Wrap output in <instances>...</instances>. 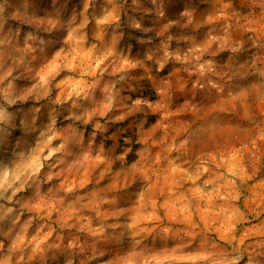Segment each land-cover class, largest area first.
Wrapping results in <instances>:
<instances>
[{
    "label": "clouds",
    "instance_id": "1",
    "mask_svg": "<svg viewBox=\"0 0 264 264\" xmlns=\"http://www.w3.org/2000/svg\"><path fill=\"white\" fill-rule=\"evenodd\" d=\"M176 2L181 5L178 11L168 12L166 4ZM206 3L209 0H0V264H80L81 257L83 264H113L110 249L119 250L121 264H264V238L253 239L264 237V222L247 227L251 221L233 203L244 195L250 178L243 166L231 165V178L223 177L232 191L217 213V226L202 228L192 218L202 216L208 206L206 198H196L199 192L209 186L215 191L203 167L210 157L201 159L192 174L177 158H166V165L154 163L148 145L134 152L130 146L118 151V142L102 149L98 142L111 125L123 123L130 114L136 129L142 130L154 108L166 111L171 82L165 74L178 69L195 77L197 97L187 92L179 97L188 111L198 113L220 95L249 105L218 124L231 120L255 126L258 132L250 141L255 159V145L264 140V114L257 111L258 105L264 106V40L257 27L264 19V0H229L210 8L203 7ZM164 21L175 30L160 37L149 34ZM197 26L203 30H191ZM97 33L102 35L94 39ZM130 40L141 45L138 58H132ZM119 41L124 43L117 47ZM139 70L159 77V99L142 94L133 98L142 89L141 82L133 80ZM206 131V125L191 128L184 143ZM123 139L126 146L132 144L133 137ZM130 155L139 159L132 162ZM109 162L135 174L136 183L75 203L85 210L104 205L115 209L112 223L93 225L76 214L84 235L66 243L61 236L49 243L55 228L47 224H37L29 237L32 218L16 230L25 212H59L60 193L70 195L79 187L78 182L70 187L61 181L65 172L89 165L101 172L100 165ZM180 171L192 183L166 192L162 199L179 197L171 207L180 217L178 224L186 227L163 225L153 236L143 222L160 219L158 209L134 215L126 209L155 194L154 180L167 183ZM110 175L106 173L105 180ZM160 207L165 216L171 215L167 203ZM255 216L259 220L261 212ZM58 222L61 228L69 226L63 216ZM101 241L107 247L98 251Z\"/></svg>",
    "mask_w": 264,
    "mask_h": 264
},
{
    "label": "rangeland",
    "instance_id": "2",
    "mask_svg": "<svg viewBox=\"0 0 264 264\" xmlns=\"http://www.w3.org/2000/svg\"><path fill=\"white\" fill-rule=\"evenodd\" d=\"M229 0H209V3L203 5V7L210 8L213 4L217 7L220 4H226ZM168 12H176L181 7L179 2H176L174 6L166 4ZM219 23H223L220 21ZM260 31V39L264 40V19H260L257 25ZM175 28L169 25L167 21L158 23L153 32L157 37L164 36L170 31H174ZM193 31H202L201 26H197ZM102 33H97L94 39H98ZM140 35V33H137ZM234 36H239L240 33L234 32ZM134 47L132 49V58L136 57L137 49L141 48V45L137 44L135 40L128 41ZM124 41H119V44ZM221 55H227L221 53ZM113 71V66H108V73ZM171 82L170 99L166 106L167 110L162 112L159 109L154 108L149 115V123L142 129L137 130L133 121L134 115H128L127 119L119 125H111L109 132L102 138H100V146L102 149L111 147L116 142L120 147L118 151H123L125 147H132L135 152L136 149H140L145 145H148L151 150V157L156 164L166 165L167 160L177 158L181 164V168L189 173L194 174L197 167L201 164V159L211 158L210 163H206L203 167L208 171L205 173V178L212 179L215 184V191L209 189L203 192H199L196 196L197 199L204 197L207 199V208L203 209L204 214L199 217L192 218L195 222L200 223L204 228L208 224L217 226V213L221 208L225 206V196L231 194L232 189L228 185V181L223 177L229 176L228 169L231 165L235 164L243 166L247 170V174L250 177L247 181V188L244 190V195L241 199L235 203L241 211L245 214L247 219L251 221V224L246 225L251 227L259 222H264V188L260 187L261 182H264V140L258 141L255 148L259 151L256 152L255 159L252 157V152L255 150L251 146L250 141L257 135L258 129L253 127H247L242 124H233L231 120L225 121L222 124H218V121L223 117H231L236 111L247 109L249 105L246 102H241L228 98L225 95L218 96L213 102L203 105L202 110L198 113H192L186 109L183 101L179 99L184 92L195 99L198 95L195 90V77H189L187 73L177 70L166 72L165 74ZM134 81H140L142 89L140 93L133 94V98L136 95H144L152 98L153 100L159 99L158 85L159 77L151 70H139L133 76ZM182 89L184 90L182 92ZM130 103V102H129ZM126 111V109H124ZM257 111L264 114V106H257ZM167 117V119H165ZM198 125H206V133L194 140L190 144H185L184 140L188 131ZM117 127L121 129H127L123 134L117 131ZM123 136L133 137L131 145L126 146L124 144ZM140 142L137 143L136 140ZM139 159V156L130 155L129 160L135 162ZM102 169L98 172L94 166H85L84 168H74L71 172H65L61 176V181H66L68 186L72 187L77 182L79 187H75L74 191L70 195H65L63 192L60 195L63 197L61 203L57 204L56 209L47 210L40 209L37 211L25 212L21 218V222L16 226L18 230L29 218H32L33 225L28 229L27 235L29 237L35 234V226L37 224H47L55 228V233L49 243L57 241V236L63 237V242L66 243L67 239L75 235H84L81 233L83 223L76 219V214L86 216L93 225L102 223H112L115 215V209L109 208L104 205L96 210L82 209L80 205L76 204L77 200L82 202H88L93 196L100 198L104 195L114 194L121 192L126 188L133 186L136 183L137 176L133 173L121 170L119 165L115 162H109L107 164L100 165ZM112 173L107 180H105V174ZM183 177V179H181ZM220 177L221 179H217ZM231 177L229 176V179ZM179 181V182H178ZM192 181L184 176V171H180L170 178L166 183L163 179L160 181H153L154 195L148 197L147 202H137L131 204L126 209L127 214L134 215L137 211H144L156 207L158 209V216L160 219L156 221H144L143 224L153 229L152 235L160 230L163 225L181 226L178 221L180 219L177 214L176 208L171 207L174 205L179 197H173L172 200L165 201L162 199L164 194L175 192L177 187H181L185 184H191ZM199 184V180L196 181ZM239 184V181H237ZM50 191V190H49ZM195 195V193H190ZM167 203L170 206L171 215L165 216L163 209L160 207L162 204ZM261 212L259 220H257L255 213ZM63 216L68 223L67 228H61L59 225V218ZM86 222V221H85ZM48 230L47 227L44 229ZM239 235V233H237ZM85 240L89 239L86 235ZM195 238H199L198 236ZM215 239V236L212 237ZM260 235L253 237V239H262ZM58 242V241H57ZM250 242V241H249ZM7 243V242H6ZM107 247L106 241H101L98 245V251H103ZM109 255L113 261V264H121L119 256L120 252L117 249H110ZM63 257H61V261ZM37 264H43V261H38ZM80 264H83V257H81Z\"/></svg>",
    "mask_w": 264,
    "mask_h": 264
}]
</instances>
